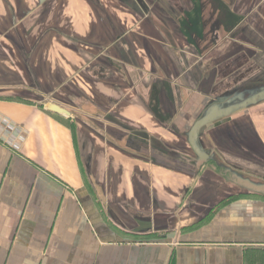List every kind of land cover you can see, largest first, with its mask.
Instances as JSON below:
<instances>
[{"label":"crops","instance_id":"crops-1","mask_svg":"<svg viewBox=\"0 0 264 264\" xmlns=\"http://www.w3.org/2000/svg\"><path fill=\"white\" fill-rule=\"evenodd\" d=\"M253 84L264 0H0V264H247L264 198L188 133ZM232 114L197 145L264 166V100Z\"/></svg>","mask_w":264,"mask_h":264},{"label":"rangeland","instance_id":"rangeland-1","mask_svg":"<svg viewBox=\"0 0 264 264\" xmlns=\"http://www.w3.org/2000/svg\"><path fill=\"white\" fill-rule=\"evenodd\" d=\"M254 86L253 85H241L238 86L234 89V91L232 90L225 93L222 97L227 98L228 101L229 100H234L235 97L237 95L243 94L245 97H248L249 95H256L258 92L262 91L264 89V86ZM228 89V88H227ZM248 94V96H246ZM218 104L221 105V107H227L229 105L228 102H219ZM235 105V103H233ZM213 105H217L216 103L212 104ZM251 106V105H250ZM249 106L247 105L248 108ZM237 111H241V110H235L234 114H232L233 116L235 115V113ZM237 116H242L241 114H236ZM235 115V116H236ZM231 116V115H229ZM240 122V123H239ZM237 122L236 125H248L246 124V121H239ZM231 125H229L228 127H231ZM224 130V128H223ZM200 136V134H199ZM198 138V137H197ZM218 140V139H217ZM219 141V140H218ZM238 151L237 149H232V150H225L221 148V154L218 152V150L213 151L205 149L203 152L208 153L209 156L206 160H197L198 162H196V164L198 165V168L201 167V165H206L209 166L211 169V172L214 175H217L220 177L221 182L223 184H227L228 186L231 185L232 188H236V189H243L244 191L248 192L249 190L245 189L244 187L240 186V184L236 183L234 181L235 175L244 177V178H249L250 180L254 181V182H259V183H263L264 184V173H259V175L255 174V172H253L252 170H259V169H264V166L260 165L259 167L257 166V163H253V161H251L250 159H248V157L250 156V151L248 150H242V153L240 154V152H236ZM226 154V156H224V154ZM254 156V155H253ZM253 156H250L251 158ZM249 157V158H250ZM198 158V157H196ZM237 158V159H236ZM213 160L214 163L212 164H208V160ZM202 162V163H200ZM239 163V164H238ZM213 164H215L216 166H219L220 168V173L219 171H217L213 166ZM234 175V176H233ZM250 192V191H249ZM250 256V259L248 257V262L247 264H256L254 263V256L256 258V260L259 261L260 264H264V248L258 249V251L256 252V254L254 255V251ZM257 263V264H259Z\"/></svg>","mask_w":264,"mask_h":264},{"label":"water","instance_id":"water-1","mask_svg":"<svg viewBox=\"0 0 264 264\" xmlns=\"http://www.w3.org/2000/svg\"><path fill=\"white\" fill-rule=\"evenodd\" d=\"M264 100V90L258 92L255 96L245 101L243 104L237 105V106H228L226 108H220L217 105H214L213 107L210 106L208 110L199 118L196 120V122L191 127L189 133H188V140L189 144L198 157L199 160H206L208 158V154L203 152V150L197 145V137L200 132V129L205 127L208 124H211L215 122L218 119L228 117L231 115L235 110L245 108L250 105L257 104L260 101ZM46 108L49 110H52L57 113L61 114H67L68 112L58 107L57 105L47 103ZM234 176V175H233ZM234 181L240 186L244 187L245 189L253 192H259L261 194H264V184L259 182H254L250 180L249 178H244L238 175H235Z\"/></svg>","mask_w":264,"mask_h":264},{"label":"flooded vegetation","instance_id":"flooded-vegetation-1","mask_svg":"<svg viewBox=\"0 0 264 264\" xmlns=\"http://www.w3.org/2000/svg\"><path fill=\"white\" fill-rule=\"evenodd\" d=\"M264 90V89H263ZM262 90V91H263ZM246 96H248V94L246 95ZM254 95H249L248 97H245L243 94H240V95H237L236 97H235V99L234 100H229L228 101V99L227 98H225V99H223L221 102H228V104L227 105H229V106H237V105H240V104H243L245 101H247L248 99H250V98H252ZM233 103H235V105L233 104ZM217 104V106L218 107H220V108H223V107H221V105L220 104H218V103H216ZM214 106V105H213ZM212 106V107H213ZM228 107V106H227ZM224 108H226V107H224ZM242 109H245V108H241V109H238V110H242Z\"/></svg>","mask_w":264,"mask_h":264},{"label":"trees","instance_id":"trees-1","mask_svg":"<svg viewBox=\"0 0 264 264\" xmlns=\"http://www.w3.org/2000/svg\"><path fill=\"white\" fill-rule=\"evenodd\" d=\"M208 164H212V163H214L213 162V160L211 161L210 159L208 160V162H207ZM214 166V168L217 170V171H219V173H220V168H219V166H216L215 164H213ZM247 195H250V196H258V197H263L264 198V194H261V193H259V192H253V191H248L247 193H246ZM233 197V196H232ZM232 197L231 196H228V197H226L225 199H223V200H221V202L222 201H228V200H230V199H232ZM223 203V202H222Z\"/></svg>","mask_w":264,"mask_h":264}]
</instances>
